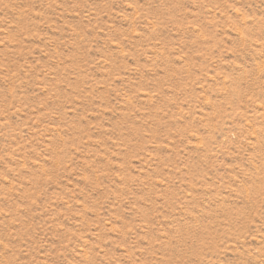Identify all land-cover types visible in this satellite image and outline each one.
Returning <instances> with one entry per match:
<instances>
[{
  "label": "rangeland",
  "instance_id": "374dc122",
  "mask_svg": "<svg viewBox=\"0 0 264 264\" xmlns=\"http://www.w3.org/2000/svg\"><path fill=\"white\" fill-rule=\"evenodd\" d=\"M0 264H264V0H0Z\"/></svg>",
  "mask_w": 264,
  "mask_h": 264
}]
</instances>
